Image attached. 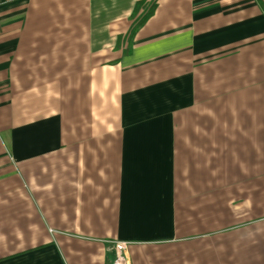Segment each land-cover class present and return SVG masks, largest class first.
Returning <instances> with one entry per match:
<instances>
[{"label": "crops", "instance_id": "crops-1", "mask_svg": "<svg viewBox=\"0 0 264 264\" xmlns=\"http://www.w3.org/2000/svg\"><path fill=\"white\" fill-rule=\"evenodd\" d=\"M118 252L264 264V0H0V264Z\"/></svg>", "mask_w": 264, "mask_h": 264}, {"label": "trees", "instance_id": "trees-1", "mask_svg": "<svg viewBox=\"0 0 264 264\" xmlns=\"http://www.w3.org/2000/svg\"><path fill=\"white\" fill-rule=\"evenodd\" d=\"M144 5V3L142 2H139L137 5H136V8H135V11H134V14H133V19L137 16L140 8H142ZM151 11H149L148 13L144 14L141 18H139L138 22H137V27L141 26L144 21L149 17Z\"/></svg>", "mask_w": 264, "mask_h": 264}, {"label": "built area", "instance_id": "built-area-1", "mask_svg": "<svg viewBox=\"0 0 264 264\" xmlns=\"http://www.w3.org/2000/svg\"><path fill=\"white\" fill-rule=\"evenodd\" d=\"M121 255H123L122 252H118V253H117L116 258H115L114 261H113V264H121V263L119 262L120 259H122V261L124 262L123 264H127L126 261H125V258L121 257Z\"/></svg>", "mask_w": 264, "mask_h": 264}, {"label": "rangeland", "instance_id": "rangeland-1", "mask_svg": "<svg viewBox=\"0 0 264 264\" xmlns=\"http://www.w3.org/2000/svg\"><path fill=\"white\" fill-rule=\"evenodd\" d=\"M121 257H123L124 258V256L123 255H121ZM121 264H123L124 262L122 261V259H120V261H119ZM111 264H113V261L111 262Z\"/></svg>", "mask_w": 264, "mask_h": 264}]
</instances>
